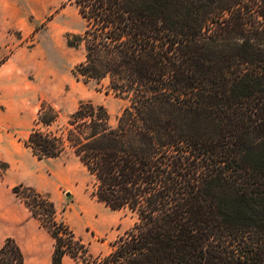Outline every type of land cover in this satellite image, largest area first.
I'll return each mask as SVG.
<instances>
[{
    "label": "trees",
    "instance_id": "1",
    "mask_svg": "<svg viewBox=\"0 0 264 264\" xmlns=\"http://www.w3.org/2000/svg\"><path fill=\"white\" fill-rule=\"evenodd\" d=\"M84 22L72 76L127 104L40 102L22 141L71 153L90 196L137 220L93 257L46 194L12 191L54 240L51 264H264V0H69ZM5 169L6 165L2 164ZM0 264H23L11 240Z\"/></svg>",
    "mask_w": 264,
    "mask_h": 264
},
{
    "label": "rangeland",
    "instance_id": "2",
    "mask_svg": "<svg viewBox=\"0 0 264 264\" xmlns=\"http://www.w3.org/2000/svg\"><path fill=\"white\" fill-rule=\"evenodd\" d=\"M41 1L45 9L37 15L33 29L25 31L24 36L15 30L0 31L3 59L15 53L13 59L19 68L16 73L24 82V106L18 109L12 104L7 108L16 134L26 138L34 127L33 120L42 101L58 113V124H62L80 102L103 106L110 116V123L114 124L116 116L126 106V100L106 93L94 83L82 84L71 74L72 67L82 58V50L68 48L65 36L78 34L84 28L75 6L69 0L49 1V4L48 0ZM33 19L30 14V25ZM0 109H3L2 105ZM45 164L57 173V187L52 196L42 192L57 204V221L66 224L81 239L90 255H105L109 244L131 229L137 220L135 214L128 210L113 211L95 201L90 196L92 177L71 153L48 159ZM3 170L0 163V175ZM98 215L107 227L104 234L95 239L86 219L94 220Z\"/></svg>",
    "mask_w": 264,
    "mask_h": 264
},
{
    "label": "crops",
    "instance_id": "3",
    "mask_svg": "<svg viewBox=\"0 0 264 264\" xmlns=\"http://www.w3.org/2000/svg\"><path fill=\"white\" fill-rule=\"evenodd\" d=\"M52 3L56 0H48ZM45 9L41 0H0V31L15 30L24 36L25 31L33 29L37 15ZM33 16L29 24L28 16ZM15 53L3 59L0 52V163L6 168L0 175V248L7 239L18 247L23 264H51L54 240L31 215L12 189L18 185L34 188L51 196L57 187V173L46 160L36 159L24 147V138L18 136L7 114L9 106L18 109L24 106V82L17 75L19 68L13 59ZM59 158V157H58ZM69 187V186H68ZM55 207L57 204L50 199ZM86 223L93 232L92 238H100L107 227L101 215ZM77 264L64 255L61 264Z\"/></svg>",
    "mask_w": 264,
    "mask_h": 264
}]
</instances>
